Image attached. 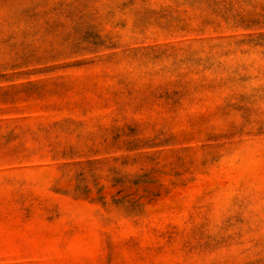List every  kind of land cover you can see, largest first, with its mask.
I'll use <instances>...</instances> for the list:
<instances>
[{
	"label": "rangeland",
	"instance_id": "1",
	"mask_svg": "<svg viewBox=\"0 0 264 264\" xmlns=\"http://www.w3.org/2000/svg\"><path fill=\"white\" fill-rule=\"evenodd\" d=\"M0 264H264V0H0Z\"/></svg>",
	"mask_w": 264,
	"mask_h": 264
}]
</instances>
